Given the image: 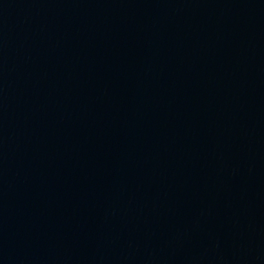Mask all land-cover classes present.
<instances>
[{"label": "water", "instance_id": "1", "mask_svg": "<svg viewBox=\"0 0 264 264\" xmlns=\"http://www.w3.org/2000/svg\"><path fill=\"white\" fill-rule=\"evenodd\" d=\"M0 264H264V0H0Z\"/></svg>", "mask_w": 264, "mask_h": 264}]
</instances>
